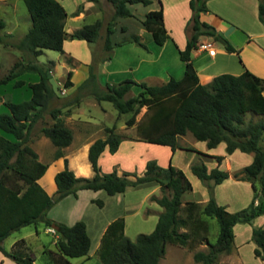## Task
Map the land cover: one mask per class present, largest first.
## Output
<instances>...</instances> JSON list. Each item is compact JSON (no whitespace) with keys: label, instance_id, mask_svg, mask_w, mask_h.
<instances>
[{"label":"trees","instance_id":"trees-1","mask_svg":"<svg viewBox=\"0 0 264 264\" xmlns=\"http://www.w3.org/2000/svg\"><path fill=\"white\" fill-rule=\"evenodd\" d=\"M98 2V0H89ZM113 7L110 22L106 24L103 48L111 51L113 42L110 34L114 29L113 21L118 16H133L130 4H149L151 0H107ZM30 14V26L25 34L15 42V46L36 57L44 48L63 52L67 38L95 41L100 35L102 20L96 19L68 33L65 30L66 10L59 0H24ZM160 2V1H159ZM192 14L190 18L191 33L183 49L178 50L184 62V73L180 78L171 76L161 84H151L125 77L117 82H106L101 89L97 86V75L94 62L89 64V75L77 87V91L88 89L97 100H109L119 112L132 110L140 99V105L146 106L136 124L138 139L169 145L174 151L184 147L178 137L191 132L203 140L208 148L225 143L226 153L238 149L252 153L251 161L244 165L240 179L251 182L254 195L247 207L237 211H229L213 197L207 199L199 208V203L187 200L182 204V194L192 189V184L183 170L170 161L166 166L160 165L155 158L145 162L142 173L114 168L103 172L99 164V156L108 148L117 151L121 135L114 127H105V136L96 138L89 145L87 157L93 174L91 176L76 175L68 167L67 158L64 168L54 175L56 189L50 195L38 182L48 163L38 158V153L29 144L34 124L48 111L53 119L51 124L42 125L40 131L50 139L56 147L53 157L63 155V147L69 145L73 138L72 129L64 124L60 106H51L57 96L50 82V66L28 58L17 59L0 77V83L7 82L24 71L37 72L39 80L30 82L32 90L30 98L12 101L2 97L8 111L0 112V128L14 135L15 140L0 134V251L13 259L17 264H33L35 258L25 249L16 247L24 238H19L8 249L3 240L22 226L42 220L48 227L56 225L54 238L56 257L51 260L55 264L73 263L69 257L87 256L91 240L86 222L82 219L72 224L55 221L45 216V211L52 204L79 189L104 190L108 194L123 192L128 186L155 181L162 188H168L169 194L154 196V200L162 207L158 219L150 232H140L134 239L125 234L124 216H118L108 222L95 250L102 264H160L166 251L167 243H175L194 248L206 240L207 250H195L193 258L197 264H214L221 252H229L234 241L233 227L237 222H251L255 217L264 214V77L245 68L240 73L222 72L213 76L210 82H199L196 69L191 59L192 49L197 47L199 36L207 35L221 42L227 51L239 52L240 49L220 31L200 19V11L206 10L205 0H190ZM76 12H78L76 10ZM258 17L264 23V0L258 3ZM158 45L169 37L163 21L162 7L148 10L142 19ZM5 21L0 18V28ZM145 49L147 45L140 35L130 37ZM110 53L103 56L108 60ZM73 71L69 69L63 81L64 86L73 84ZM23 84L17 79L16 86ZM140 87L133 93V86ZM76 94L74 99H78ZM70 103V102H69ZM249 115L247 118L246 116ZM253 115H261L253 118ZM132 114L126 121L133 125ZM191 148V147H187ZM219 163L224 155H215ZM191 171L201 180H212L219 184L228 178L227 170L218 165L209 169L204 162L193 163ZM45 172V173H46ZM45 175V174H44ZM46 175V177H48ZM96 202L102 205L101 200ZM203 215L215 217L219 231L215 241H210L207 233L210 224ZM53 228V227H52ZM252 240L255 242L253 253L264 259V226L252 229Z\"/></svg>","mask_w":264,"mask_h":264},{"label":"rangeland","instance_id":"rangeland-1","mask_svg":"<svg viewBox=\"0 0 264 264\" xmlns=\"http://www.w3.org/2000/svg\"><path fill=\"white\" fill-rule=\"evenodd\" d=\"M60 2L68 9L72 5H83L82 2L79 3L73 0H60ZM96 4L100 6L104 13L102 18L100 17L103 23L100 35L95 41L88 42L84 39L67 38L64 41L63 53L55 49L44 48L40 54L34 57L14 45L25 34L31 23L30 14L24 0H0V18L6 22L5 27L0 28V36L3 39L0 41V72H7L17 58H24L25 61L34 57L36 61L46 65L49 64L51 68L50 82L57 93L51 106L63 108L61 117L64 124L72 129L73 138L71 143L63 148V155L54 158L53 154L56 147L40 131L42 125L51 124L53 121L49 112L45 111L44 116L34 124L29 141L41 161L47 162L49 166L54 165V168L61 170L65 165L64 159L67 158L68 167L73 169L76 175L91 176L93 170L87 157L88 151L85 152L84 147L86 144H91L96 138L105 136V127H114V131L120 134L122 139L117 151L112 153L107 150L106 154L104 153L101 157V170L108 172L116 168L119 173L123 170H128L139 174L145 168V165H143L144 159L155 158L160 162L164 161L167 154V150L160 146L162 144L138 139L136 124L146 106L140 105L139 99L132 110L119 112L111 101L105 99L97 100L88 89L81 90L78 93L77 87L88 77L89 64L93 62L96 75L99 77L100 74L102 83H104L98 82L97 78L99 85L97 87L100 89L104 87L106 82L114 83L125 77L133 76L131 74L132 71H134V75H143L151 73V71L163 70L165 65L152 64L143 60L145 59L142 58L145 54V48L130 40V37L137 34L141 28L135 18L143 17L145 9L150 6L146 7L147 5L141 3L133 4L136 7H130V9L135 17L124 16L113 21L114 29L110 34L113 48L111 51H107L103 48V40L106 24L111 20L113 7L108 4L107 0H100L99 3L94 2V5ZM97 16V12L91 13L77 23L79 26L91 23L95 21ZM121 25L128 26V30H121ZM7 30L11 34L7 33ZM188 31L191 33V25L188 26ZM205 38L209 42L213 41L209 36H205ZM150 42L151 45L153 42L152 52L154 54L157 53L159 50L157 46L159 45L153 40H150ZM256 42L264 45V38H257ZM146 43L149 45L148 39L145 41ZM220 45L221 42L219 41L214 43V47L218 48ZM253 48H255L254 45H250L246 54L249 53L253 56L254 53L251 52ZM109 53L111 57L106 60L108 62L103 63L102 57L107 56ZM239 57L241 56L239 55ZM110 59L111 61H109ZM238 60L239 58L235 54L234 63ZM107 63H110L108 67H106ZM69 69L74 73L71 76L73 86L66 87L63 81ZM148 81L149 83H156L155 81L158 80ZM132 89L133 93H137L140 87L134 85ZM26 90L27 88L20 87V91L26 92ZM76 94L79 96L77 100L74 99ZM4 97L10 98L7 93ZM3 106H6V104ZM132 114L135 116V122L133 125H127L126 121ZM260 116L253 115L252 117L255 119ZM246 117L248 118L249 115ZM3 132L8 134L12 140H15L12 133ZM178 141L184 147L177 148L172 158V164L179 165L192 184V189L182 194V204L187 200H194L200 204V208L207 199L213 197L219 204L224 205L232 212L249 205L255 190L250 181L240 179V177L243 175L241 172L243 166L251 161L252 153L238 149L234 150V153L225 158L220 166V168L226 169L230 176L223 182L214 184L212 180L199 179L191 171V165L204 162L209 169L215 167L217 162L210 156L217 154L227 155L225 143L221 142L214 148H208L203 140L196 139L191 132L179 136ZM79 165L82 167L81 171L76 169ZM53 170L50 169L47 173L45 171V175L43 174L38 178V182L45 190L48 187L46 179H52ZM49 173L50 175L46 177ZM53 190L47 192L53 195L55 192ZM169 193L170 190L168 188H162L155 181L128 186L125 191L116 192L115 194H108L102 189H79L76 193L68 194L55 201L45 211V216L66 224L74 223L79 219L84 220L91 240L90 255L69 257V259L71 262L79 264H102L94 251L99 244L100 232L104 225L111 218L124 216L125 234L131 239H134L140 232H150L158 219V210L162 208L154 200V196L160 197L162 194ZM96 200H101L102 205H99ZM203 217L210 224L207 237L213 242L216 240L219 231L218 221L215 217L206 215H203ZM255 226H264V214L258 215L250 223L237 222L233 227L234 241L232 249L229 252L219 253L214 264H264V259L256 257L253 253L255 242L252 240L251 234ZM55 234L52 227H48L44 221L39 220L36 223L22 226L20 229L13 231L3 240V245L7 248L9 246L12 248L13 243L17 239L24 238L16 247L27 250L35 258L33 264H55L51 260L52 257L57 256L53 244ZM207 249L206 240L198 242L194 248L167 243L166 251L160 259V264H197L193 258V252ZM8 259L15 262L9 257Z\"/></svg>","mask_w":264,"mask_h":264},{"label":"crops","instance_id":"crops-1","mask_svg":"<svg viewBox=\"0 0 264 264\" xmlns=\"http://www.w3.org/2000/svg\"><path fill=\"white\" fill-rule=\"evenodd\" d=\"M73 1L79 2V3L82 2L83 5L82 6L72 5L68 9L61 3L64 6L66 13H67L66 19H65V30L68 33L72 32L76 28L81 27L82 25L79 26L77 22L79 20L84 19L86 15H89L91 13L94 14L95 12H97L98 16L96 19L102 18V14L104 13L103 10L100 8V6H97V4L94 5L93 1H89V0H73ZM259 1L260 0H205L207 9L200 11V14H199L200 19L202 21L208 22L209 24L213 25L216 28V30L222 32L230 40V42L235 46V48L240 49V51L238 53L234 51L232 52L227 51L222 44H221L222 46L220 45L218 46V48L214 47V43L217 42L214 39L212 41V44L214 47V54H210L207 50H200L198 47L192 49L191 59L196 69L199 82L206 84L210 82L213 76H215L216 74H219L222 72H231V73L237 74L243 71L245 68H248L255 74L264 77V45H260L256 42L257 38H262V37L264 38V23L258 17ZM99 2L100 0H98V3ZM107 2L109 5H111V7H113V5L110 4L109 1ZM146 5H147L146 7L148 6L150 7L145 9L146 10L145 13L150 9H155V8H158L159 6L162 7L163 21L167 29V32L169 34V37L166 39V41L163 44L157 46L159 50L157 51V53L154 54L151 49L153 42H152V45L150 42V40H153L152 35L147 29H145V27L142 25V22H141L144 16L140 18H135L141 27L137 34L140 35L141 40L144 43L145 41H147V39L149 40V45L146 43L147 49H145V52H144L145 54L143 55L144 57L142 58H145L143 60L150 62L152 64H158V65L164 64L165 68H163V70L151 71V73H146L143 75H140V74L134 75V71H132L131 74L133 76H131V78H134L138 81L143 80L148 83H149L148 80H152V81L158 80V81H155L156 83H151V84H161L167 81L171 76L175 78H180L184 73V62L180 59L178 50H181L185 47L187 39L190 35V32L188 31V26L190 25L189 23H190V18L192 14V9L190 7V0H151V2ZM129 7L135 8L136 6H134L133 4H130ZM76 10L78 12H76ZM113 10H114V7H113ZM119 17H124V16H118L114 19V21H116V19H118ZM131 17L132 18L135 17L134 13H133V16ZM5 25H6V22H5ZM120 29L127 31L128 26L121 25ZM7 33L11 34V32H9L8 30H7ZM205 36L207 35L199 36L197 44L199 42H206L207 40ZM2 40L3 39L0 36V41ZM250 45L251 46L254 45L255 47L253 48V50L250 49L252 50L251 52L254 53L253 56L252 54H249V53L246 54L247 49ZM235 54L238 56L239 60L237 62L235 61L234 63ZM244 54H246L247 57ZM239 55L241 57H239ZM109 61H111V59ZM105 62H108V61L103 60V63ZM109 65L110 63H107L106 67H108ZM5 73L6 72H0L1 74L0 77L4 75ZM30 73L31 71H24L20 73L18 76H16L15 78L7 82L0 83V96L4 97V95L7 93L9 94L10 99L16 102L30 98L32 94V90L29 86V83L38 81L40 78L37 72H34V73L32 72L31 74ZM100 77L101 75L99 74V77L97 76L98 82H101V84H104L102 83L103 81L101 80ZM17 79L23 80V84L20 86H16L15 81ZM20 87L27 88L26 92L20 91ZM4 104L5 103L3 99H0V112L9 110L7 106H3ZM3 131L4 130L0 128V134L7 138H10V136L8 134H5ZM89 145L90 144L85 145L84 147L85 152L88 151ZM160 146L164 147L167 150L166 151L167 154L164 158V161H160L158 163L163 166H166V163L168 164L169 161L173 163L172 158L177 149L172 151L169 145L162 144ZM107 150L108 148H105L104 151L100 154L99 159H98L99 164H100L101 157L104 155V153L106 154ZM233 153L234 151L232 153L224 155L223 160L229 157L230 155H232ZM210 157L216 160L215 155H211ZM146 160L147 158L144 159L143 165H145ZM222 162L219 164L217 162V165L220 167ZM175 166L179 167V165H175ZM54 167H55L54 165L52 166L48 165L46 169L47 172L50 171V169H54L52 179L51 180L46 179V182L48 185V187L46 188V191L48 192H50V190H53V189L55 190L56 188V184L54 181V175L60 169H57ZM81 168L82 167L80 165L76 167V169H78L79 171H81ZM161 210H158V213ZM112 219L113 218H111L109 221H111ZM108 222L104 225L103 229L101 230L100 236L103 233L104 229L106 228ZM87 231H88V228H87ZM54 238H56V234L54 235ZM53 244H54V239H53ZM88 255H90V252H88ZM0 264H17V263L10 261L8 259V256H5L0 251Z\"/></svg>","mask_w":264,"mask_h":264},{"label":"built area","instance_id":"built-area-1","mask_svg":"<svg viewBox=\"0 0 264 264\" xmlns=\"http://www.w3.org/2000/svg\"><path fill=\"white\" fill-rule=\"evenodd\" d=\"M197 47L200 50H207L210 54H214V47L212 42L206 41V42H200L198 43ZM51 71V70H50ZM54 229V228H53Z\"/></svg>","mask_w":264,"mask_h":264},{"label":"water","instance_id":"water-1","mask_svg":"<svg viewBox=\"0 0 264 264\" xmlns=\"http://www.w3.org/2000/svg\"><path fill=\"white\" fill-rule=\"evenodd\" d=\"M52 227L55 229L56 228V225L55 224H52Z\"/></svg>","mask_w":264,"mask_h":264}]
</instances>
